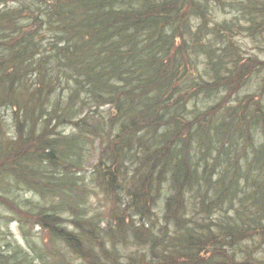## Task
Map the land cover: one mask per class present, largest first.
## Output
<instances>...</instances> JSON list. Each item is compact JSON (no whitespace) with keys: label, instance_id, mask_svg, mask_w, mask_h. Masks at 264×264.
Returning <instances> with one entry per match:
<instances>
[{"label":"trees","instance_id":"1","mask_svg":"<svg viewBox=\"0 0 264 264\" xmlns=\"http://www.w3.org/2000/svg\"><path fill=\"white\" fill-rule=\"evenodd\" d=\"M241 37L264 52V0H0V206L28 247L0 264H118L131 231L127 264H264V57Z\"/></svg>","mask_w":264,"mask_h":264},{"label":"rangeland","instance_id":"2","mask_svg":"<svg viewBox=\"0 0 264 264\" xmlns=\"http://www.w3.org/2000/svg\"><path fill=\"white\" fill-rule=\"evenodd\" d=\"M240 43H242V46L249 52L251 53H255V55H259L261 57H264V52H262L261 50H257L255 49L256 45L249 39H240ZM263 54V55H262ZM258 83L261 84L262 79L259 78L256 79L252 78L247 85H245L243 87V89L240 91L239 95H247L250 93L255 92L257 89L255 88L256 86H258ZM5 117L8 121H10L9 118V114L6 112H4ZM7 121V122H8ZM8 124H10L8 122ZM7 125H6V129H7ZM60 131L65 135V136H70L72 135L74 132L72 130L71 127H64L61 128ZM97 146V144H96ZM89 151H92L91 147H88ZM97 158V155H95L92 160H95ZM87 171L88 172H83L81 173L80 176H82V178H87L89 180L90 178V170L91 167L90 165H88L87 167ZM90 181V180H89ZM95 189L93 188V185H91V183H88V212L90 214V217L102 213L103 214V221H101V229H104L107 226V221H108V212L110 210L109 204L104 200V198H100L98 193H96L94 191ZM8 197H10V199H12L13 201L16 202L17 205L22 206V207H26V206H31L32 208L29 209H34L37 206H41L44 205L42 198L32 192H28L23 188H12V191L10 192V194L8 195ZM162 205V202H158V206ZM14 216L12 214H10L6 209H4V207L0 206V248H4V250H12L11 248H9V243L11 240H14V244L21 246L22 248H28L27 245L25 244L23 237L21 236V234L18 232L17 230V224L13 221ZM156 218H154L153 220H155ZM126 236V235H125ZM134 233L133 231H131L129 233V235L127 236V238L125 240H127V242H120L118 241L114 247V249H112V245L107 244L108 247L111 248V250H118L119 251V255L116 258L118 262V264H127L126 260L128 259L129 256H133L137 254L138 250H141L138 246H136L135 244L139 243V241H137L136 239H134ZM39 243V242H37ZM8 244V245H7ZM41 244V243H40ZM140 244V243H139ZM42 246V245H41ZM244 248H247L246 250H261L260 254L261 256L264 257V238L262 237H256L253 239L252 242H250L249 244H246V246ZM23 250V249H22ZM103 250H105V247L103 248ZM107 250V249H106ZM260 258V257H259ZM259 261V260H258ZM74 263L76 262L75 259L73 261Z\"/></svg>","mask_w":264,"mask_h":264}]
</instances>
